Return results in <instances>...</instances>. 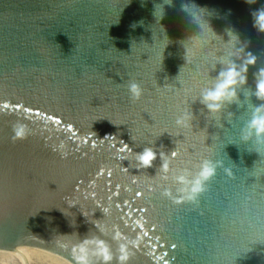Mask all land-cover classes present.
<instances>
[{
    "label": "water",
    "instance_id": "obj_1",
    "mask_svg": "<svg viewBox=\"0 0 264 264\" xmlns=\"http://www.w3.org/2000/svg\"><path fill=\"white\" fill-rule=\"evenodd\" d=\"M260 8L0 0V264H79L86 237L116 258L124 244L125 264H264V137L247 127L264 104ZM247 52L248 83L210 110L203 93ZM145 148L150 167L136 160ZM205 161L215 174L189 199Z\"/></svg>",
    "mask_w": 264,
    "mask_h": 264
},
{
    "label": "clouds",
    "instance_id": "obj_2",
    "mask_svg": "<svg viewBox=\"0 0 264 264\" xmlns=\"http://www.w3.org/2000/svg\"><path fill=\"white\" fill-rule=\"evenodd\" d=\"M247 3H254L255 0H246ZM191 6L184 5V9L188 11ZM157 11V10H156ZM194 16L198 12L192 13ZM253 25L259 32H264V8L254 10L252 12ZM245 52V50L243 49ZM240 63L230 61L226 68L222 69L216 78L215 84L207 89L202 95V102L212 111H220L225 103H230L237 98L236 89L241 85L248 83L249 66L255 65L257 57L251 52H247L243 58H240ZM256 78L254 95L258 100L264 101V68H260L254 73ZM129 91L133 98H139L141 95V88L136 83L129 85ZM177 123H182L178 120ZM249 134L255 133L257 137H264V104H261L255 109L252 118L248 122ZM247 139V136H245ZM176 154V153H175ZM158 153L151 148H145L142 152L136 154L138 166L150 167L153 160L157 158ZM163 156V153L159 154ZM165 171L168 170V163L162 165ZM215 174V166L210 161H205L201 167L198 177L192 181L190 189H187L189 199H194L196 195L204 190L205 181L209 180ZM180 183H184L186 178L184 176L177 177ZM105 212L107 209L104 210ZM114 239H121V234L117 231L113 237ZM95 245V251L92 255L98 257L96 261H90L88 258V249L86 245ZM84 245V246H81ZM79 254V264H113L115 259H118V264H125L128 259L126 246L120 245L121 255L116 258L112 253V249L108 242L98 237H86L80 241V244L75 249Z\"/></svg>",
    "mask_w": 264,
    "mask_h": 264
},
{
    "label": "snow or ice",
    "instance_id": "obj_3",
    "mask_svg": "<svg viewBox=\"0 0 264 264\" xmlns=\"http://www.w3.org/2000/svg\"><path fill=\"white\" fill-rule=\"evenodd\" d=\"M127 147H128L127 145H124V146L121 148V151L126 150ZM172 155L175 156L176 154L173 152ZM138 195H139V193H138ZM173 247H174V246H173Z\"/></svg>",
    "mask_w": 264,
    "mask_h": 264
}]
</instances>
